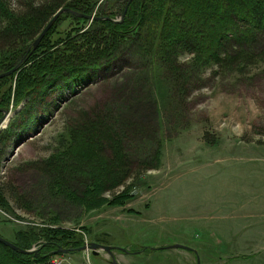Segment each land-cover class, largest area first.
Returning <instances> with one entry per match:
<instances>
[{
    "label": "trees",
    "instance_id": "trees-1",
    "mask_svg": "<svg viewBox=\"0 0 264 264\" xmlns=\"http://www.w3.org/2000/svg\"><path fill=\"white\" fill-rule=\"evenodd\" d=\"M63 8L119 22L92 21L83 31L89 20L64 13L32 50L39 34ZM64 18L71 19L74 27L53 43L51 34ZM125 55L146 76V97L132 107L109 105L81 114L61 136L56 152L34 165L44 188L43 203H62L79 209L77 214L104 206L125 207L142 174L160 168L165 118L188 102L207 70L216 76H244L264 69V0H45L37 4L0 0V74L22 59L25 65L34 60L17 76L14 87L13 74L0 80V111L9 109L11 102L14 108L23 103L19 112L28 114L58 83L82 84ZM14 130L13 122L0 131V149L12 139ZM119 187H124L120 194L103 197ZM10 202L29 213L39 206L40 217L46 211L54 213L52 206L33 204L11 184L0 182V210L12 213ZM9 242L27 251L36 244L37 253L20 254L0 243V264H49L55 250H76L83 245L75 231L47 227H29Z\"/></svg>",
    "mask_w": 264,
    "mask_h": 264
},
{
    "label": "rangeland",
    "instance_id": "rangeland-1",
    "mask_svg": "<svg viewBox=\"0 0 264 264\" xmlns=\"http://www.w3.org/2000/svg\"><path fill=\"white\" fill-rule=\"evenodd\" d=\"M43 1L34 0L36 4ZM73 24L69 18L62 19L51 34L53 43L64 39ZM33 61L13 74L12 87ZM146 81L125 55L82 84L58 83L28 114L19 112L25 104L14 108L11 102L5 129L14 122L15 130L0 149V182L11 184L33 204L52 206L40 200L44 188L34 165L56 152L61 136L83 112L138 104L147 95ZM161 138L160 168L142 174L125 207L104 206L77 214L79 209L60 203L52 206L53 214L46 211L40 217L39 206L29 213L10 202L12 213L0 210V235L11 241L29 227L60 228L75 231L83 241L114 248L159 245L164 250L155 251L153 261L160 264H197L183 251L176 249V254L174 245L201 249L200 264H264V69L244 76H216L207 70L188 102L165 118ZM133 153L137 155L136 150ZM123 190L119 187L103 197ZM85 255L81 257L84 264ZM71 258L66 264L69 260L74 264ZM143 258L135 261L149 264ZM89 259L91 264H108V258L104 261L92 253Z\"/></svg>",
    "mask_w": 264,
    "mask_h": 264
},
{
    "label": "water",
    "instance_id": "water-1",
    "mask_svg": "<svg viewBox=\"0 0 264 264\" xmlns=\"http://www.w3.org/2000/svg\"><path fill=\"white\" fill-rule=\"evenodd\" d=\"M128 5L129 4H127V6L125 7L120 19L124 18L125 14H126V11H127V8H128ZM64 13H70V14H72L75 17L84 18V19H87V20H89L91 22L92 21H98V20H108V21H112L114 23H118L119 22V20H111L108 17H106V18H96L93 15L92 16H83V15H80V14H77V13L71 11L68 8H63V9H60L59 11L56 12V14L52 17V19L48 22V24L45 26V28L39 34L37 39L32 44V50L36 49V47L39 45L41 40L45 37V35L49 31V29L55 23V21ZM24 63H25V60L22 59L14 68L9 70L8 72L1 73L0 74V80L4 79V78H6V77H8V76H10L12 74H14L15 72H17L22 67V65ZM0 112L2 113V116L0 118V131H1V130L5 129V125L8 122L9 110L7 109V110L0 111ZM17 147H18V144L15 146V149ZM0 243L3 244L5 247L13 250L14 252H17V253H20V254L30 255V254H36L37 253V250H35L33 248L31 250H28V251L27 250H21L18 247H16L15 244H13V243L9 242L8 240L2 238L1 236H0ZM172 248L173 249H181V250H190L189 248H186V247L181 246V245H174V246H172ZM85 250L91 251V253L94 256H98L101 252H103V253L108 255L109 264H119L117 262L115 256H114V254H113V247L106 246V245H101V244H97V243H93V242L89 243L87 246L82 245L80 248H78L76 250H72V249H57V250L54 251V254L67 255V254H71V253H74V252L79 253V252H82V251H85ZM197 264H200L199 260H197Z\"/></svg>",
    "mask_w": 264,
    "mask_h": 264
},
{
    "label": "crops",
    "instance_id": "crops-1",
    "mask_svg": "<svg viewBox=\"0 0 264 264\" xmlns=\"http://www.w3.org/2000/svg\"><path fill=\"white\" fill-rule=\"evenodd\" d=\"M130 221H132V219H130ZM159 247H160L159 245H155L153 247H146V248H149V251H144L143 250L144 246H142V245H137V247H132V246H129L128 245L125 250L126 251L133 250L135 253H127V252H123V251L116 252V251L113 250V254H114V256H115V258H116V260H117V262L119 264H137V262L135 261V259H137V260L139 259L140 261H142L144 259L143 258L144 256L150 261L149 264H160L158 262L153 261L154 258H156V256H154L155 255L154 252ZM188 248L190 250H181V249H177V250L183 251V254H185L187 256H190L191 255L193 258H195V259H198L199 258V260H201L200 259V254H199L201 249L198 248V250H197V249L192 248V247H188ZM115 249H121V248H115ZM139 250H141V251L140 252H137ZM177 250L176 249L174 250L176 254L178 253V252H176ZM164 253L165 252H162V254H164ZM166 253H169V252L166 251ZM98 256H100L104 261H106V258H108V255L105 254V253H103V252H101ZM134 256H136V257H134ZM81 257L83 258L82 254H80V253L73 254L72 255V258L74 260V264H84L83 263L84 261L82 262ZM185 259L187 261H189L187 258H185ZM69 264H70V260H69ZM86 264H91V263L90 262L87 263V261H86ZM138 264H141V263H138ZM142 264H144V263H142Z\"/></svg>",
    "mask_w": 264,
    "mask_h": 264
},
{
    "label": "built area",
    "instance_id": "built-area-1",
    "mask_svg": "<svg viewBox=\"0 0 264 264\" xmlns=\"http://www.w3.org/2000/svg\"><path fill=\"white\" fill-rule=\"evenodd\" d=\"M87 242V241H85ZM86 256V261L89 263V253L85 252ZM68 257L65 258V256H53L52 259H50L49 264H66L68 261Z\"/></svg>",
    "mask_w": 264,
    "mask_h": 264
},
{
    "label": "clouds",
    "instance_id": "clouds-1",
    "mask_svg": "<svg viewBox=\"0 0 264 264\" xmlns=\"http://www.w3.org/2000/svg\"><path fill=\"white\" fill-rule=\"evenodd\" d=\"M12 7H13V8H15V7H16V5H15V3H14V2H13V5H12Z\"/></svg>",
    "mask_w": 264,
    "mask_h": 264
},
{
    "label": "bare ground",
    "instance_id": "bare-ground-1",
    "mask_svg": "<svg viewBox=\"0 0 264 264\" xmlns=\"http://www.w3.org/2000/svg\"><path fill=\"white\" fill-rule=\"evenodd\" d=\"M3 111H4V110H3ZM84 252H88V251H84ZM52 258H53V256L50 257V259H52Z\"/></svg>",
    "mask_w": 264,
    "mask_h": 264
}]
</instances>
